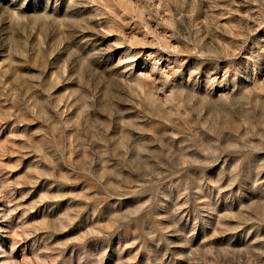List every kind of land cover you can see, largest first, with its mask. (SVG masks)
I'll return each instance as SVG.
<instances>
[{"label":"rangeland","instance_id":"1","mask_svg":"<svg viewBox=\"0 0 264 264\" xmlns=\"http://www.w3.org/2000/svg\"><path fill=\"white\" fill-rule=\"evenodd\" d=\"M0 264H264V0H0Z\"/></svg>","mask_w":264,"mask_h":264}]
</instances>
